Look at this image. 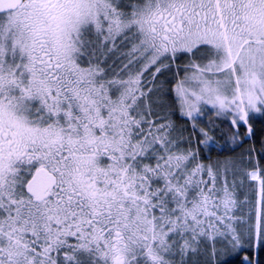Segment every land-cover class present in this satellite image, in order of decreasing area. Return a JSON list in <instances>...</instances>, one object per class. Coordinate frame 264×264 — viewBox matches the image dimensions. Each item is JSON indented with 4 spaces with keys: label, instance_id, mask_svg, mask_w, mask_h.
<instances>
[{
    "label": "snow or ice",
    "instance_id": "6c2138e0",
    "mask_svg": "<svg viewBox=\"0 0 264 264\" xmlns=\"http://www.w3.org/2000/svg\"><path fill=\"white\" fill-rule=\"evenodd\" d=\"M0 264H264V0H0Z\"/></svg>",
    "mask_w": 264,
    "mask_h": 264
}]
</instances>
